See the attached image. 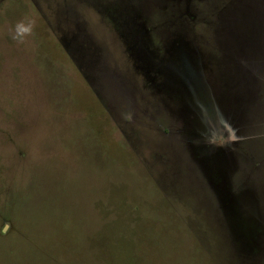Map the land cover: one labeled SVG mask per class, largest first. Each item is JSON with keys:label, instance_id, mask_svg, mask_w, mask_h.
Instances as JSON below:
<instances>
[{"label": "rangeland", "instance_id": "rangeland-1", "mask_svg": "<svg viewBox=\"0 0 264 264\" xmlns=\"http://www.w3.org/2000/svg\"><path fill=\"white\" fill-rule=\"evenodd\" d=\"M0 264H264V0H0Z\"/></svg>", "mask_w": 264, "mask_h": 264}]
</instances>
